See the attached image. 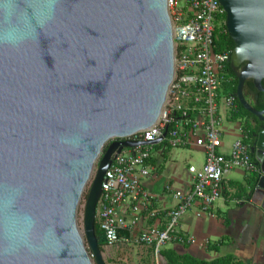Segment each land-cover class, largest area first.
I'll use <instances>...</instances> for the list:
<instances>
[{"label": "water", "instance_id": "95a60500", "mask_svg": "<svg viewBox=\"0 0 264 264\" xmlns=\"http://www.w3.org/2000/svg\"><path fill=\"white\" fill-rule=\"evenodd\" d=\"M219 1L230 67L247 63L234 96L262 123L246 187L264 205V117L242 91L252 79L264 92V0ZM174 75L169 0H0V264H106L104 176L115 154L146 145L125 139L159 120Z\"/></svg>", "mask_w": 264, "mask_h": 264}, {"label": "built area", "instance_id": "2783aa9c", "mask_svg": "<svg viewBox=\"0 0 264 264\" xmlns=\"http://www.w3.org/2000/svg\"><path fill=\"white\" fill-rule=\"evenodd\" d=\"M169 13L174 31L175 75L165 109L152 127L125 139L146 145L125 148L112 157L96 209V221L107 246L134 239L133 232L141 219L136 215L133 222L127 223L122 211L128 200L138 201L142 196L143 210L149 218L157 217L150 211L151 197L142 188L152 172L150 160L155 147L201 149L204 163L200 169L188 168L191 185L187 191L173 193L177 205L166 213L165 228L141 231L134 240L153 251L156 264H161L160 253L168 244L194 243L177 233L179 223L193 206L208 212L222 198L227 173L242 170L252 175L259 171L242 127L240 138L227 152L223 150L224 122L237 107L234 94L223 93L231 54L215 51L216 28L226 15L220 1L185 0L181 5L179 0H169ZM121 231H128L130 239L121 237Z\"/></svg>", "mask_w": 264, "mask_h": 264}, {"label": "crops", "instance_id": "0c3cea01", "mask_svg": "<svg viewBox=\"0 0 264 264\" xmlns=\"http://www.w3.org/2000/svg\"><path fill=\"white\" fill-rule=\"evenodd\" d=\"M226 120L230 125L237 124L241 135V122ZM231 127L225 131L223 126L224 135L230 136L229 140H226L227 138L224 140V152H227L238 139L231 131ZM181 150L203 153L197 148ZM177 153V149L163 150L159 147H155L152 153L150 160L152 172L143 182L142 188L144 193L151 197L150 211L156 212L157 217L149 218L148 212L143 210L142 196L138 197V201L128 200L122 211L127 223L133 222L136 215L140 217V224L136 227L139 232L165 228L166 213L177 205L173 193L187 191L192 179L188 168L194 166L200 169L204 163L203 153V162L195 160V163H191L190 160H184L177 168ZM250 176L242 170L227 173L222 198L208 212H202L198 206H193L179 223L177 233L185 240L193 239L194 243L173 242L168 244L166 249L205 261L231 255L243 264H264V205L263 202L259 205L253 204L241 190V187L247 190L246 181ZM221 241L222 244H219ZM214 245L218 246L217 250L212 249ZM161 264H167L166 260L161 258Z\"/></svg>", "mask_w": 264, "mask_h": 264}, {"label": "trees", "instance_id": "16d2710c", "mask_svg": "<svg viewBox=\"0 0 264 264\" xmlns=\"http://www.w3.org/2000/svg\"><path fill=\"white\" fill-rule=\"evenodd\" d=\"M223 21L221 26H217L216 28V41H215V51L217 52H228L231 54V52L234 49V43L233 40L230 38L227 29H226V15H224L221 19ZM227 71L230 73L231 76H234L230 66L227 65ZM238 82L237 80L230 81L227 79V81L223 84V93H229L233 94L237 90ZM236 112L231 114L230 121L232 122H238L240 121L242 123V130L244 134H248L247 142L254 146L256 142L255 136L259 133L261 130V125H257V127H253L250 120L254 119V116L247 112L243 106L237 101L236 102ZM107 150V147H105L104 152ZM252 158L254 161L255 157L252 155ZM257 180V173L252 174L246 181V185L250 187V189H253V186ZM241 190L243 194L247 197L248 200L251 199V196L248 195V191L246 188L241 187ZM95 234L98 240V245L101 249L105 246H107V241L105 239V236L103 232L100 230L99 225L96 221L95 223ZM121 237H130V233L128 231H121L119 233ZM223 241H221L222 244ZM212 249L217 250L218 246L214 245ZM161 258L165 259L167 264H243L240 261H237L233 256L228 255L222 258L215 259L213 261H205V260H199L196 259L188 254L180 255L175 250L172 249H163L160 253Z\"/></svg>", "mask_w": 264, "mask_h": 264}, {"label": "rangeland", "instance_id": "374dc122", "mask_svg": "<svg viewBox=\"0 0 264 264\" xmlns=\"http://www.w3.org/2000/svg\"><path fill=\"white\" fill-rule=\"evenodd\" d=\"M180 4L183 5L185 0H179ZM242 125V123H241ZM232 126V127H231ZM238 125L232 124L230 125L227 120L224 122V130L227 131L230 127L232 128L231 131L233 134L236 135L237 138L240 137V134L238 132ZM239 135V137L237 136ZM229 134H226L224 140H229ZM236 138V139H237ZM177 157H176V164L177 168L181 166L184 162V160H190L191 163H195V160L197 162H203V153H196V152H183L181 149H177ZM98 164L95 166L93 178L96 174ZM93 178L87 185V188L83 194V197L81 199L78 213H77V224L79 226V229L81 231L84 230V213H85V206L87 202V196L93 181ZM136 237L140 235L141 231L139 232L136 230ZM130 239L128 242H120L117 245L113 247L105 246L102 250L103 259L106 264H156L155 257L153 254V251L151 249H147L143 247L142 245L136 243L134 240L136 239ZM126 239V237H124Z\"/></svg>", "mask_w": 264, "mask_h": 264}, {"label": "flooded vegetation", "instance_id": "af4514ba", "mask_svg": "<svg viewBox=\"0 0 264 264\" xmlns=\"http://www.w3.org/2000/svg\"><path fill=\"white\" fill-rule=\"evenodd\" d=\"M229 66H230V60H229ZM246 66H247V63L245 62L236 71L232 70L230 67L234 76H231L230 73L227 72V79L230 81L237 80V82L239 84L237 75ZM262 87L264 89V81H262ZM237 89H238V85H237ZM242 91H243V96H244L246 102L253 108V110H255L257 113H261L262 117H264V92L259 91V89L257 88V86L255 85V83L253 82L252 79H248L244 83ZM236 92H237V90H236ZM236 92H234L233 94L235 95ZM237 101L239 102L238 98L235 97V104ZM250 121H251V124L253 127H257V125H262V123L259 121V119L256 116H254V119L250 120ZM252 148H253V146L250 145V152L253 155Z\"/></svg>", "mask_w": 264, "mask_h": 264}]
</instances>
